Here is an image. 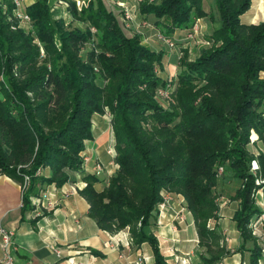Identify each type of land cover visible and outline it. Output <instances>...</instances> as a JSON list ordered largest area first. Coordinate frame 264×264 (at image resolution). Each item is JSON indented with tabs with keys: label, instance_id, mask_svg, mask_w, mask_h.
I'll return each instance as SVG.
<instances>
[{
	"label": "trees",
	"instance_id": "obj_1",
	"mask_svg": "<svg viewBox=\"0 0 264 264\" xmlns=\"http://www.w3.org/2000/svg\"><path fill=\"white\" fill-rule=\"evenodd\" d=\"M202 1L161 0L142 4V11L153 14L154 24L171 33L206 15ZM215 3L221 25L209 38L221 45L178 74L170 92L174 103L164 108L155 98L156 90H168L173 80L154 71L163 52L141 44L139 36H128L117 13L102 0H89L81 9L83 20L96 29L99 49L85 57L80 53L92 40L90 26L67 30L63 20L52 18L47 0H36L26 7L32 21V31L26 32L13 17L12 1L0 2V170L20 181L25 171L11 163L31 161L33 170L53 171V176L31 178L23 193L24 207L40 184L62 186L68 181L62 170L80 169L84 141L93 139V116L107 108L118 170L100 191L93 186L97 177L84 175L86 187L81 190L101 229L112 233L140 223L135 241L149 243L151 264H167L144 226L163 191L180 194L193 216L199 243L209 253L201 256L200 264H218L227 252L220 247V234L207 222L217 217V167L227 164L242 180L236 192L241 204L237 228L243 238L250 236L248 222L258 212L253 192L264 187V182L256 183L257 173L249 171L253 156L246 148L251 129L264 143V21L240 22L251 0ZM70 13H78L73 1ZM94 65L105 84L97 83ZM52 124L59 126L45 131ZM259 162L264 172L263 155ZM259 257L254 247L249 264H259Z\"/></svg>",
	"mask_w": 264,
	"mask_h": 264
},
{
	"label": "crops",
	"instance_id": "obj_2",
	"mask_svg": "<svg viewBox=\"0 0 264 264\" xmlns=\"http://www.w3.org/2000/svg\"><path fill=\"white\" fill-rule=\"evenodd\" d=\"M33 1L25 0L23 6ZM51 1L55 5L54 3L60 0ZM102 1L108 9L119 11L110 0ZM56 6V11L62 12L63 5ZM134 6L136 7V4ZM250 16L251 19L247 20V23H256L258 13ZM148 24L149 27L142 32V42L146 46L149 44L145 42V36L153 39L158 31L155 24L156 27L152 23ZM153 44L155 46L151 49L162 51L163 58H167V49L156 42ZM167 77L168 75L165 76ZM110 129L109 122L103 120L102 114L93 116V140L86 142L85 157L88 162L84 163L82 168L84 175H95L96 165L102 166L104 171L111 173L109 175L115 173L117 168L110 164L113 160L107 153L109 145L114 142L109 140L110 137L113 138L112 133H109ZM249 143L254 149L259 148V144L264 145L261 140H251ZM260 155L264 156V152L256 155L258 162ZM259 169L261 170L260 162ZM260 170L256 173L262 179L264 172ZM217 176L216 189L221 193L220 199L217 200V217L209 219L207 226L220 234V247L227 252L218 264H249L254 247L259 249L258 263L264 264V221L253 224L257 215L264 212V187L259 186L253 196V204L258 212L249 219L250 236L243 238L235 220L241 205L236 192L242 180L234 176L230 167H226L224 172ZM71 179L74 180V176H71ZM97 179L95 189L100 191L103 189L100 186L102 177ZM81 180L86 182L83 177ZM67 184L56 186L51 183L42 186L36 195L30 196V205L24 207L25 184L0 173V226L13 231V244L10 248L13 264H136L140 259L143 264H151L154 261L149 243L133 241L125 227L112 233L101 229L90 214L89 202L81 191L68 194L62 192L67 189ZM167 193L170 196L169 203L148 219L144 231L154 235L167 261L175 254L188 258L189 264H200L201 256L209 257V253L206 247L199 243L193 216L180 194ZM55 250H58L59 254Z\"/></svg>",
	"mask_w": 264,
	"mask_h": 264
},
{
	"label": "rangeland",
	"instance_id": "obj_3",
	"mask_svg": "<svg viewBox=\"0 0 264 264\" xmlns=\"http://www.w3.org/2000/svg\"><path fill=\"white\" fill-rule=\"evenodd\" d=\"M24 1L25 0H22V3L19 7V12L24 14V15H27L26 7H28L29 5L34 3L36 0H34L31 4H29L27 6H23L25 3ZM66 1H67L68 6L67 7L62 6L63 7L62 12L58 13L56 11V9H57L56 5H58V2H56L57 4L54 3L55 5H53L51 0H47V3L49 4V7H50V12H51L52 18L55 20H58V19L63 20V22H64L63 26L67 30H73V29H77V28L84 30V29L88 28L90 26V23L87 22L86 20H83V16L81 15V9L84 7H87L89 0H77V1L66 0ZM72 1L75 3L76 9L78 11L77 16H74L73 14L70 13V2H72ZM110 1L115 6V8H117L119 10L118 12H116V11L115 12L117 13L119 21L121 22V24H123V27H124L126 34L128 36H135V35L139 36L140 42L142 44L143 43L142 37L144 35V34H142V32H144L145 28L149 27L148 23H152L154 25V15L149 14V12L148 13L143 12L142 11V4H146L147 6L157 5V4L161 3V0H131L132 2L129 0H127V1L126 0H122V1L121 0H110ZM0 2L2 3L3 0H0ZM135 4H136V7L134 6ZM202 5H203V8L205 9L206 15L194 18L193 21H191V24H189V26L185 27L184 29H181V28L177 29L176 28L171 33H165L166 31L163 27L157 26L158 31H156L157 34H156L155 38L151 39L152 37H146L145 36V42H147L149 44L148 46L150 49H151V47L153 48V46H155V44H153L154 42L161 44L162 46H164L167 49V51H166V53L168 54L167 58H165V57L162 58L161 65L160 66L155 65V67H154L155 73H157L159 76L161 75L163 79H167L169 82H170V80H173V82H171V85H167V86H169L168 90L167 89L163 90L160 87H158V89L156 90L155 98L158 101V103L164 108H170L171 104L174 103V97H173V95H170V92L173 90L174 85L177 84L176 81H177L178 74L179 73L182 74L184 71H186L187 65L195 63L203 55V53L205 51H208L212 48H215V47L221 45V42H219L218 40L211 41L209 38V35L211 34L210 32L213 31L214 29H217L221 25L220 15H219V11L217 9L215 0H203ZM2 7L4 8L6 6L3 4ZM256 12L258 13V16L255 19L256 23L264 21V20H261L262 18H264V0H251V4H250L249 8L239 16L240 22L245 23V24H256V23H247V20L251 19L250 15H252L253 13L256 14ZM12 13H13V17L15 19H17L19 28H21L22 30H24L26 32L32 31V21L28 15L27 16L29 17V20L21 19V18L17 17L15 15V6L12 10ZM126 13L129 15V18L126 17ZM164 18H162V20H165ZM89 28H90V31L93 35V33L96 32V29L92 26H90ZM92 28H94L95 30H92ZM159 35H161L164 39H169V41L173 45L170 46L166 42H163L162 39L158 38ZM96 43H97V38L95 35H93L92 40L87 42L83 46L82 51L80 53L81 56L85 57L86 54L88 53V51H90L92 49H94V50H96V52H98L99 49L96 48ZM143 45H145V44L143 43ZM94 70L96 72V76L98 77L97 83H99L100 85L105 84V82H103L101 80L99 68L97 67V65H94ZM164 74H165V76L168 75V77L169 76H171V77L165 78ZM169 74H171V75H169ZM261 76L264 78V73H261ZM0 79H2L1 75H0ZM201 84H203V83H198V85H201ZM198 85H196V86H198ZM160 91H162L163 93H161ZM97 114H99V113H97ZM100 114L103 115L104 121L107 120L109 122V126L111 128L109 133H112L111 135L113 136V138L111 139V137H110L109 140H114V142L113 143L111 142V144L109 145V147L107 149V153L110 154L111 159L113 160L110 162V164H112L113 166H116V168H117L116 171H117L118 170V164L115 162V156H116L115 137H114V134L112 131V126H111L112 116H111L110 111L107 108H104L103 113H100ZM56 126H59V124L47 125L46 127H44V129H45V131H48L52 127L56 128ZM251 140H261L259 138L258 134L253 129H251V131H250L249 142ZM84 142H85V148L80 153V157L82 158V164L80 166V169L70 170V169L65 168L64 170L61 171L62 174L66 173L68 175V181H66L64 183V184L68 183L67 187H66L67 189H64L62 191L64 194L74 193L76 191L78 192V191H81L83 188L86 187V182H82V180H81L82 177L84 178V173H83L84 170H82L83 165H84V163L88 162V158L85 157L87 140H85ZM36 148H37V146L35 147V150H36ZM63 148H64V150H67V149H65L66 147H63ZM246 148H247V151H249V154L251 156H253V158H251V161H250L249 171L252 174H255L257 170H260L259 169V162L256 159V155H259V153L264 152V145L259 144V148L256 147L254 149L253 147H251L250 143H248L246 145ZM253 164H254V167H253ZM9 166L25 171L23 178H22V183L25 184L26 187H28L29 181L31 180V178L36 179L38 177L44 178V177L53 176V171L48 167L47 168L40 167L38 169L33 170V166H32L31 161H28L25 163H11ZM226 167L229 168L227 164L219 165L217 167V170H216L217 174L223 173L224 170L226 169ZM94 170H95L94 174H95V176H97V178L102 177V180H101L102 183L100 185L101 188L104 187L105 185H107L109 178H111L114 174H116V171H115V173H113L112 175H109L111 173H108V171L107 172L104 171V168H102V166H98V165H96V169H94ZM82 173H83V176H82ZM71 176H74V180L71 179ZM217 178H218V176H217ZM256 179H257V181L261 180L260 177H258ZM97 183H98V179L93 182L94 188H95V185ZM52 184H54V183H52ZM44 185H46V184H43V185L40 184L39 186L41 188ZM54 185H56V184H54ZM215 191L217 194V199H216V201H217L218 199H220L219 195L221 193H219V190L216 189V187H215ZM163 197H170L168 195L167 191L162 192L161 198H163ZM167 204H166V206H167ZM164 208H159V203H158L156 205V210L152 212V215H154L158 209L162 210ZM125 228L129 232V236L134 241L135 239L133 237V233H136L140 229V223H137L134 227H131V230L129 229V227H125Z\"/></svg>",
	"mask_w": 264,
	"mask_h": 264
},
{
	"label": "built area",
	"instance_id": "obj_4",
	"mask_svg": "<svg viewBox=\"0 0 264 264\" xmlns=\"http://www.w3.org/2000/svg\"><path fill=\"white\" fill-rule=\"evenodd\" d=\"M14 6H15V15L21 19L29 20V17L27 15H24L19 12V7L22 3V0H12ZM58 4L63 5L64 7H67L68 4L65 1H58ZM126 17L129 18V15L126 13ZM92 30H95L92 28ZM159 39H162L163 42H166L168 45L172 46L173 44L169 41V39H164L161 35L158 36ZM163 93L162 91H160ZM254 167V164H253ZM1 173V170H0ZM264 182V178H262L260 181L256 180L257 184H261ZM255 190L253 192V196L256 194ZM170 197H163L162 200L159 202V208H164L166 204L169 202ZM264 221V212L257 215L256 219L253 221V224H260ZM13 244V231L9 230L7 228H4L0 226V264H13V256L11 254V246ZM57 254H59L58 250H55ZM136 264H143V261L140 259L136 261ZM167 264H189V260L186 257H180L175 254L171 255V259L167 261Z\"/></svg>",
	"mask_w": 264,
	"mask_h": 264
}]
</instances>
